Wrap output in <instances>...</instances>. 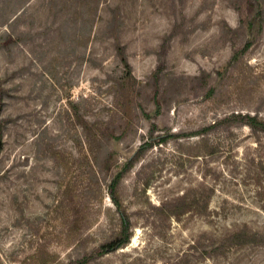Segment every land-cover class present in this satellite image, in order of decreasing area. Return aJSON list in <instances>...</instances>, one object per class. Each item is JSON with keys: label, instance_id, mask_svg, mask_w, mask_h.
<instances>
[{"label": "rangeland", "instance_id": "obj_1", "mask_svg": "<svg viewBox=\"0 0 264 264\" xmlns=\"http://www.w3.org/2000/svg\"><path fill=\"white\" fill-rule=\"evenodd\" d=\"M246 114L264 121V0H0V264H264L232 237L264 234ZM121 171L132 234L97 255Z\"/></svg>", "mask_w": 264, "mask_h": 264}, {"label": "trees", "instance_id": "obj_2", "mask_svg": "<svg viewBox=\"0 0 264 264\" xmlns=\"http://www.w3.org/2000/svg\"><path fill=\"white\" fill-rule=\"evenodd\" d=\"M251 6H253V3H250ZM260 15L259 10H255V15L250 19L249 23H248V28H249V35H253V31L255 30L256 27L261 28V22L258 19V16ZM251 44V41L248 40L245 43L244 48H248ZM117 51H118V55L120 58V61L124 67V71H125V77L127 78H131V71H130V65L127 62L125 53H124V48L121 46H117ZM236 55H238V53H235V57ZM245 118V123L254 131L260 130V131H264V121L262 120H258L256 116H249L248 114L244 115ZM139 157V153H136L131 159L127 160L126 162H124L123 164V171L128 170L131 168V166L133 165L134 161ZM122 177V171L119 172L115 178L112 180L111 184H110V189H111V197L114 201V203L116 204L118 211L120 213V229L118 231V233L110 240L100 244L95 250L94 253H96L97 255H104L113 251H116L117 249L125 246L130 239L131 236V224H130V220L128 218V215L126 214L125 209L122 208L119 200L117 199V197L115 196V187L117 185V182L120 180V178ZM188 205L186 202L185 197H183V212L187 211L188 209ZM233 238L235 239H241V238H245L246 242L249 243H264V234H260L258 232H250V233H245L240 232V231H235L233 232L232 235ZM90 259L87 257L82 258L81 260H79L78 264H86Z\"/></svg>", "mask_w": 264, "mask_h": 264}]
</instances>
